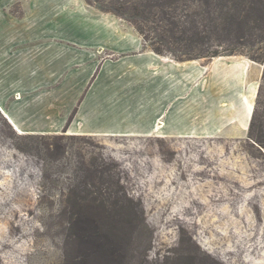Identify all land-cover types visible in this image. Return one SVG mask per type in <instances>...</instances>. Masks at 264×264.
Masks as SVG:
<instances>
[{
    "label": "rangeland",
    "instance_id": "374dc122",
    "mask_svg": "<svg viewBox=\"0 0 264 264\" xmlns=\"http://www.w3.org/2000/svg\"><path fill=\"white\" fill-rule=\"evenodd\" d=\"M87 1L90 13L73 6L52 19L67 38L36 42L49 45L43 57L56 55L58 71L19 68L30 75L22 81L12 61L0 76V103L21 127L0 110V264H264V0ZM91 40L142 43L205 67L220 57L248 60L252 129L194 106L202 93L235 92L219 73L185 77L180 131L167 130L175 97L154 121L135 104L158 92L121 99L119 113L106 100L93 103L100 67L119 56L93 63L91 46L82 49ZM66 59L71 67L60 68ZM73 209L86 213L107 256L72 236Z\"/></svg>",
    "mask_w": 264,
    "mask_h": 264
},
{
    "label": "crops",
    "instance_id": "0c3cea01",
    "mask_svg": "<svg viewBox=\"0 0 264 264\" xmlns=\"http://www.w3.org/2000/svg\"><path fill=\"white\" fill-rule=\"evenodd\" d=\"M73 6L79 7L78 12L90 13V6L84 0H0V76L3 73H8L12 61H16L17 65H13L14 68H17L14 71L15 76L18 79L20 77L22 81H26L22 79L23 77L30 75L28 71L24 70L23 72L19 68H35V72L42 73L46 77L50 76L51 72L58 71L56 64L53 65L56 61V55L51 57V61L43 57L45 49L49 45H39L36 42L41 39L55 40L58 36L67 38L61 31H55L50 26L52 19L58 13L64 12L71 15ZM94 16L103 19L105 22L111 21L110 18ZM106 25L108 27L106 30L112 34L121 33L119 29L108 26L107 23ZM24 26L32 27L35 32H31V28L29 32ZM31 41V44H27ZM88 44L95 52V56L91 59L93 63L99 59L102 60L109 53H115L119 56L116 60H105V63L100 67L97 90L93 92L90 98L93 103L98 104L100 101L106 100L115 104L114 108L119 113L121 99H144L142 97H144L143 92L145 89L152 93L158 92L156 98L145 99L143 102L138 101L135 104L136 106L139 102L141 105L144 104L145 115L150 116L154 121L158 116L165 115L169 105L166 100L169 97H175L173 105L175 112H172L176 115L174 116L175 124L172 128L167 127V130L180 131L184 129V118H180V114H184L186 105L184 97L185 77H196L205 74L207 76L208 74L212 79L219 73L227 76L230 88L235 92L230 94L221 92L222 94H219V96H215L211 92L207 95L202 93L204 95L201 98L204 100L200 101L198 99L194 106L200 107L202 110L205 109L209 119L216 120L220 118V121L225 124L232 122L233 126L231 128L246 129L248 126L253 109V99H250L247 83L249 73L253 67L248 60L233 56L220 57L212 60L205 67L198 63L176 61L171 56L158 55L149 49H145L142 43L141 46L134 44V47H132V44L118 46L114 43L108 45L107 42L91 40L90 42H83L82 49L88 50ZM131 51L135 52L129 53ZM63 56L64 54L61 58ZM78 57L79 55H75L74 61ZM86 57H88L86 53L82 54L81 60L86 59ZM70 60L73 61L72 59L64 60L67 62L60 68H70L71 66L68 63ZM41 66H46L44 68L47 69L41 72ZM34 81H36L35 78H33ZM256 87L257 85L253 86L252 89ZM169 90H172V92ZM5 106V102L0 103L2 115L17 130H21L18 121L11 112L7 111ZM160 107L161 110H159ZM101 113L104 114L105 110L102 109ZM106 121L102 119L100 124H104ZM149 121L151 120L149 119ZM166 122L169 123L168 119Z\"/></svg>",
    "mask_w": 264,
    "mask_h": 264
},
{
    "label": "trees",
    "instance_id": "16d2710c",
    "mask_svg": "<svg viewBox=\"0 0 264 264\" xmlns=\"http://www.w3.org/2000/svg\"><path fill=\"white\" fill-rule=\"evenodd\" d=\"M88 5L89 2L87 0H84ZM264 12V11H263ZM111 13V12H110ZM112 14L116 15L119 17V14L112 12ZM133 15H135V9L133 10ZM264 18V16H263ZM264 21V20H263ZM145 48V47H144ZM146 49V48H145ZM149 50H151L152 52L158 54V55H164L163 52H161V50L159 48L153 47V48H149ZM217 54H213L212 57H215ZM173 58L176 61H188L191 60L190 58L187 59H183L180 56H177L175 54L172 55ZM211 56H209L210 58ZM199 58V57H195ZM193 59V58H192ZM264 77V71L262 74V79ZM261 95V85L259 86L258 89V93H257V98H259ZM257 113V108L254 107L253 111H252V115H251V119H250V124H249V130L252 129L253 124H254V119H255V115ZM69 227H70V231L72 236L75 238H81V242H85V244L87 245L86 247L91 250V252H94L100 256H107V250H108V244L106 243L105 240L100 241L97 238H95L94 236L97 235V233L95 232V228L93 225L90 224V220L88 219L86 213L81 212L79 210H75L73 209L71 212V217H70V222H69Z\"/></svg>",
    "mask_w": 264,
    "mask_h": 264
}]
</instances>
